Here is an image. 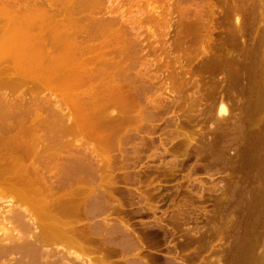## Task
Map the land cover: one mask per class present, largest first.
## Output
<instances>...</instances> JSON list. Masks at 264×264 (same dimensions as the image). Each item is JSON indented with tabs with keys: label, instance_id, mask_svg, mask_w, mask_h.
Here are the masks:
<instances>
[{
	"label": "rangeland",
	"instance_id": "rangeland-1",
	"mask_svg": "<svg viewBox=\"0 0 264 264\" xmlns=\"http://www.w3.org/2000/svg\"><path fill=\"white\" fill-rule=\"evenodd\" d=\"M112 1L104 5L124 19L114 31L121 45L109 31L112 48L121 46L118 55L114 48L116 56H108L118 60L111 72L117 78L109 76L118 84L111 81L113 97L102 92L100 103L84 110L99 104L103 127L99 123L94 129L84 112L79 113L86 122L78 127L77 114L58 92L30 84L12 89L39 106L43 118H58V125L47 121L50 125L75 127L69 133H46L43 126L39 143L47 152L41 157L51 159L42 160L61 166L74 157L87 164L69 220L78 245L73 249L67 240L49 245L64 250L67 258L74 252L77 264H252L256 257L258 262L264 254L257 255L264 249V213L253 225L250 185L257 162L264 173V0ZM98 117H93L96 124ZM53 152L60 155L56 161L49 155ZM46 196L50 199L43 203L51 200ZM38 215L35 226L45 221ZM255 239H263V248Z\"/></svg>",
	"mask_w": 264,
	"mask_h": 264
},
{
	"label": "bare ground",
	"instance_id": "bare-ground-1",
	"mask_svg": "<svg viewBox=\"0 0 264 264\" xmlns=\"http://www.w3.org/2000/svg\"><path fill=\"white\" fill-rule=\"evenodd\" d=\"M109 1L111 3L112 0ZM111 6L112 5H110V7ZM103 7H108L107 5H104V0H0V190L2 192L4 191V194L6 193V195H2L3 193L0 192V196L4 197H0V199L2 198L3 200L1 201L7 203L5 206H1L0 204V264H77V258L74 252H70L67 255H71L69 256L70 258L68 257V259L65 257L64 250L62 251L61 248H53L52 245L53 243L56 244L57 242L61 243V241L63 243L66 242L64 240H67L73 249L78 245L79 238L77 236L76 227L73 226L74 224L72 223V225L69 220L71 221L70 218L75 215L73 213H76L75 210H77L76 207L78 205L76 206V202L78 200H76V187L78 189L79 186H77V182L81 178V173L85 171V168H83L84 163L80 162L83 163L80 164L78 161H73V157L72 162H69L70 165L69 163L68 165L62 163L63 165L59 166L58 164L60 162H56L57 164L55 163L54 165L51 163L52 160L50 164L47 165V163L42 160V158L45 157H41L43 156V153L46 154L45 152H47L45 150H41L45 145L41 147L39 143L43 133V131H41L43 126H45V129L47 130L46 133H48V131H51L50 133H52V131L54 133L56 131L69 133L75 127L65 125L62 128L60 125V127H54L52 124L50 125L47 123V121L50 123L53 121V125H58V118L57 122L52 119L50 121L49 115V118L47 115L46 118H43L40 116L41 114L37 110L39 106L35 105V103H32V101L30 102V100H26L25 98L16 97L12 89L18 87L21 84H30L34 89L45 88L50 93H52V95H54L53 92H58L59 94L63 95L65 104H67L68 107L71 106L69 108H72L74 113L77 114V117L74 115V119L77 118L75 123L80 120V123H77L78 127L81 122H86L87 120L90 124L92 123L91 125L95 124V127L93 126L94 129L97 128V125H99L101 120H103L102 122H105L103 115L104 111H101L103 109L99 107V104H94L96 108L94 109L92 107L93 112L91 110L89 111V107L86 109V112H84L86 106H89L93 102L95 103V101L97 104V100H100V95L102 92L107 99H109L108 97H113L114 87L112 86L118 84L114 83L117 79H115L114 82L110 79L111 74L112 77L117 78V76L113 75L111 72L115 71L113 70L115 69L114 67L119 65L114 62L118 60L113 61V58L108 57L109 54L112 55L115 53L113 51L114 48V50H116V47L112 48L113 45L111 42L115 39H111L110 36H112V34H110L109 31L116 35L114 31L117 32L118 30L115 25H117L119 29L120 24L117 23H121L120 21L123 18L120 19L118 14H115L114 11L110 10L112 7H108V10L103 13ZM115 15L120 19L119 21ZM114 26L116 28H114ZM117 36L118 35L113 37L117 39ZM118 39L115 41L117 42ZM119 42L120 41H118V43ZM121 49L124 50V48ZM123 50H121L122 52L120 51V54L123 53ZM118 53L119 52H117L116 55H118ZM116 55H114V57ZM128 64L130 63L128 62ZM117 68L118 69H116V71L118 70L117 72H120L119 70L122 67ZM111 81L114 83V85ZM84 86H86L87 89ZM115 97L117 100V96ZM92 105L93 104L90 106ZM97 106L100 110H96ZM124 108H126V106ZM94 110L101 112V114H98L99 117L97 112ZM77 112H84L85 115L87 113H93L94 115L95 112L97 116L90 115L92 117V119H90L91 117L87 114L85 116V121V117L83 118L84 113H79V117H82V119H80ZM93 117H98L97 124L94 123L96 121H94ZM96 118L95 120H97ZM68 119L70 120L69 114ZM99 119L101 120L99 121ZM32 121H36L38 124H34ZM82 124L87 125L86 123ZM101 125L103 127V124L101 123L98 127ZM97 136L100 137V135ZM46 146H48L47 148L49 149V145ZM52 146L54 147V145ZM45 148L46 147H44V149ZM72 148L74 150L75 146ZM41 151L45 152L41 153ZM40 153L42 155H40ZM47 155L46 157L49 155L55 156L56 154L53 152V154L51 153L48 156ZM57 155L56 157L53 156L52 159H54V161L60 158V155ZM48 158L45 159L47 160ZM74 160H77V158ZM43 161L46 164L42 163L41 165L44 164V166L40 167L39 164ZM46 165L48 167H46ZM56 165L59 167H56ZM42 167H44V170H42ZM45 167L47 170L49 168L53 169V167H56L57 169L55 168V171L52 170L53 172L51 171V173H49V171L46 173L47 170ZM87 168L88 167H86V170ZM81 170L83 171L81 172ZM262 171L260 172L257 162V166H255L254 171H252V185L249 183L250 186H253L254 190V196H252V198L254 197V201H252L254 205L253 207H255L253 213L256 217V219H253L255 220L254 224L250 223V225H255L257 221H260V216L262 213H264L262 212L264 206V173H262ZM51 179H53V181ZM46 180H51L52 182L48 181L47 183ZM45 186L48 189V192H46L47 189ZM63 186H67L65 187L67 190H65ZM44 188L46 191H44ZM247 189L249 188L247 187ZM59 190L61 191L60 193L58 192ZM45 195L51 196V200L43 203L42 201H46V199L49 198L48 196L44 198ZM27 202H30L31 204L33 202V206L35 208L32 207L31 204H28L30 208L32 207L31 210H33V213L30 211V208L27 207ZM249 202H251V200ZM22 204L25 206H22ZM237 204L238 203H236V205ZM238 205H240V203ZM67 207L72 213V215H70L68 212L70 217L67 214V211H69ZM236 207L238 208V206ZM33 208L37 210L38 213L37 211H34ZM228 208L231 209L230 207ZM234 209L231 210V213ZM39 213L41 215H38ZM253 213H251V217H253ZM33 214L36 216L38 215V217L41 216L40 219L45 221L35 226L36 221L34 219L36 216ZM66 215L69 217V219H67ZM262 220L261 222L264 226V222ZM65 222L70 223V225L68 224L69 227L65 228ZM233 225L234 224H232V226ZM34 226L38 228V230L36 229L37 231H33L35 229ZM263 226L260 224L258 227ZM251 227V230L254 229L253 226ZM255 229H257V227ZM258 230H260V228L257 229V231ZM261 230L263 229L261 228ZM261 230L260 232H262ZM257 240L258 239H255V242ZM252 242L254 243V241ZM262 242L263 239L262 241L260 240V242H258L259 249L260 246L261 248L264 246V242L263 246L260 245ZM48 245L51 246V248L49 247V249H45V246ZM249 246L251 247V245ZM235 247L236 246H234V248ZM256 248L258 247L256 246ZM263 250L264 249H261L257 255H261L260 253H262L261 251ZM262 257L258 261L260 263L257 262L258 257H256L257 260L253 261L258 264H264V254ZM65 258H67L69 261L66 262Z\"/></svg>",
	"mask_w": 264,
	"mask_h": 264
}]
</instances>
